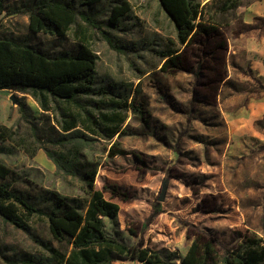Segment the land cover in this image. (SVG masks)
Returning <instances> with one entry per match:
<instances>
[{
	"label": "rangeland",
	"instance_id": "374dc122",
	"mask_svg": "<svg viewBox=\"0 0 264 264\" xmlns=\"http://www.w3.org/2000/svg\"><path fill=\"white\" fill-rule=\"evenodd\" d=\"M31 1L5 0L0 35L51 54L84 37L97 55L98 91L80 98L84 108L108 113L117 102L125 116L111 139L82 125L63 131L60 111L43 110L30 93L0 90V161L13 172L12 186L31 202L53 192L84 211L87 174L95 171L94 189L119 206L113 219L102 217L105 234L171 264L198 236L219 255L252 233L264 244V60L254 51L264 36V15L256 13L264 0H237L217 18V33L188 46L159 0H126L131 10L119 29L77 15L63 39L41 32L31 39L24 11ZM172 49L177 64L163 56ZM27 223L20 229L0 217V264H58L57 253H69L44 217Z\"/></svg>",
	"mask_w": 264,
	"mask_h": 264
},
{
	"label": "trees",
	"instance_id": "16d2710c",
	"mask_svg": "<svg viewBox=\"0 0 264 264\" xmlns=\"http://www.w3.org/2000/svg\"><path fill=\"white\" fill-rule=\"evenodd\" d=\"M159 2L174 23L179 44L188 46L198 37L217 33V18L232 10L238 1ZM110 3V0H32L24 8L29 19L28 37L33 39L41 32L63 39L76 23L77 15L92 27L101 28L104 24L119 29L131 7L126 0ZM98 5L102 9L94 13ZM79 6L85 10H79ZM108 6L107 18L98 20L97 17L106 13ZM4 10L5 0H0V15ZM103 37L112 45L108 33H103ZM174 52L169 50L163 56H169L168 62L177 64L179 55ZM96 63L97 55L84 37L69 49L51 54L39 46L24 45L0 35V90L30 93L43 110L60 111L64 119L57 121V125L63 131L82 125L92 134L111 139L122 132L125 115L117 110L121 105L116 102L110 112L98 110L96 114L92 109H85L86 102L80 99L98 93L94 88ZM71 105L85 112L73 113L69 110ZM12 175V170L0 161V217L20 229L29 227V217H44L52 238L59 242L67 240L72 246L69 253H57L58 264H112L115 260L127 258L139 264H171L158 251L129 246L105 234L102 217L113 219L119 212V206L106 199L101 190L94 189L95 171L87 174L92 196L84 211L53 192L38 203L31 202L8 181ZM28 261L36 264L34 259ZM178 264H264V244L259 236L252 233L243 237L237 247L219 255L211 240L198 236Z\"/></svg>",
	"mask_w": 264,
	"mask_h": 264
},
{
	"label": "crops",
	"instance_id": "0c3cea01",
	"mask_svg": "<svg viewBox=\"0 0 264 264\" xmlns=\"http://www.w3.org/2000/svg\"><path fill=\"white\" fill-rule=\"evenodd\" d=\"M256 13L260 14L261 15H264V1L262 2L261 6L257 8L256 10ZM249 18L248 16H246L243 21H247ZM259 45H260V49L259 48H255V52H258L257 54L261 57V59L264 60V36L262 39H260V42H259ZM258 45V46H259ZM254 65L256 64H259V63H256V62H253ZM261 67V65H260ZM135 261V260H133ZM137 264H139V262L135 261Z\"/></svg>",
	"mask_w": 264,
	"mask_h": 264
},
{
	"label": "water",
	"instance_id": "95a60500",
	"mask_svg": "<svg viewBox=\"0 0 264 264\" xmlns=\"http://www.w3.org/2000/svg\"><path fill=\"white\" fill-rule=\"evenodd\" d=\"M161 199H162V197H161Z\"/></svg>",
	"mask_w": 264,
	"mask_h": 264
}]
</instances>
